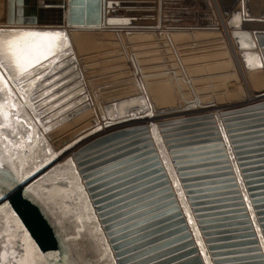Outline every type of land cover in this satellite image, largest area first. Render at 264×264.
<instances>
[{
  "label": "water",
  "instance_id": "obj_1",
  "mask_svg": "<svg viewBox=\"0 0 264 264\" xmlns=\"http://www.w3.org/2000/svg\"><path fill=\"white\" fill-rule=\"evenodd\" d=\"M218 2L251 90L255 97L264 95V0ZM36 3L6 0L5 24L40 32L63 27L69 34L75 28L120 32L123 44L131 35H147L149 40L139 41L154 48L162 42L156 43V36L124 32L183 29L187 33L181 36L192 37L194 44L203 31L220 34L210 0H67L64 20L52 23L42 21L45 16L34 9L41 2ZM178 63L160 58L153 67L142 66L151 73ZM145 80L131 68L128 93L107 97L106 86L97 93L90 87L103 124L95 119L88 133L97 135L61 163L63 151L54 150L48 131L42 137L44 125L28 111L29 98L18 93L17 121L7 134L24 138L18 159L4 148L0 257L10 264H18L24 253L35 264H264V101L187 115L238 102L245 92L240 86L235 98L215 100L211 82L203 90L209 103L202 104L199 92L179 101L171 86L173 100L160 104ZM133 99L143 108L115 118L104 113ZM3 120L0 116V124Z\"/></svg>",
  "mask_w": 264,
  "mask_h": 264
},
{
  "label": "rangeland",
  "instance_id": "obj_2",
  "mask_svg": "<svg viewBox=\"0 0 264 264\" xmlns=\"http://www.w3.org/2000/svg\"><path fill=\"white\" fill-rule=\"evenodd\" d=\"M210 2L218 20L219 36L212 37L209 34H205L203 31L202 34H197L196 38L199 40L197 44H194L191 41L192 37L187 36L183 42H177L178 48L175 51L163 44H160L159 48H154L153 45L143 44L139 41L149 40L150 37L148 36H144L137 40L129 38L127 43L123 44L119 41L117 42L116 39H118V37H114L113 34L98 31L81 33L84 35L75 34L74 37L78 49L73 46L71 37L69 40L64 34V40L58 47L56 54L48 57L47 59L41 60L40 63L45 67L33 64L31 67H28L26 71L21 72V70H19L13 62L6 58L4 61V67L11 76L10 78L13 79V83L8 80L7 76L2 71L4 69L3 67L0 74V112H5L3 115H0L1 118L4 119V123L0 124V138L3 140H0V142L7 145V150L10 149L14 151V155L18 159V155L21 150L19 145L22 143V138L24 137L21 135L22 133H20L16 139H11L7 134L8 128L12 129L14 125L13 121L17 119L15 118L13 112H16V108L13 106L16 105V100L18 101L19 99L18 93H21L24 98H29V103L34 105L38 119L44 125V129L42 127L40 128L43 138L46 131H48L49 134H52V131L56 129H58L57 131L60 130L57 133L63 132L66 128L69 130L72 126L70 123L71 118L75 119L81 115L89 114L88 117L85 118V125L87 122L89 123L91 116V119L95 120L96 118L94 117L97 115V111L95 110L96 112H94V115H92V112V114L88 113L89 110L95 109H93L95 98H93L94 96L91 94L89 88L91 87L92 89L94 88L97 90L101 87L104 89V86H106L105 96L107 97H112L113 95L119 96L124 93H128L131 84H129L127 79L129 77L131 67L126 54L134 49L141 50L138 51L140 53L142 52L140 54L142 63L148 64V66L152 64V67L155 66L154 64L158 63L160 58L165 59L167 64H176L179 58L181 60L189 59L190 61H187L186 63L192 64L195 59H203L205 57L203 59V63H209V66L207 67L208 70L212 69L215 72L214 76L211 77L213 89L215 90L214 95L216 94L214 96L215 100L235 98L239 95L238 93L241 92L239 88L240 85H242L245 92L244 94L247 96L245 101L243 100L237 105L229 104L226 108L229 109L254 103V100L251 101V99L254 98V93L251 90L250 84L248 83L246 85L248 82L247 73L240 69L238 52H236L229 39L224 23V17L219 6L220 4L218 3V0H210ZM1 10L2 0H0V12ZM56 30L62 34L68 33V28L66 27L56 28ZM49 31L53 32L55 29L53 28ZM10 33L14 32H0V40L14 39V37L8 35ZM101 36H104V38ZM120 37L124 36L121 35ZM224 44L232 46V51L239 65L237 66L236 64V70L238 72L237 76L231 75L228 77H216V72L217 70H221V67L217 64L219 62L216 63L214 60L218 59L219 61V58L222 57L221 55L220 57L219 54L217 55V53L219 51L218 47H221ZM53 62L55 63L53 64ZM51 67H55V71L51 72L49 75H45L46 72L51 71ZM37 77H42V79H37ZM234 77H238L239 83H237L238 81H236ZM160 84L163 83L151 84V86L153 85L151 88L153 92H151V89L150 92L151 94H154L156 102L162 104L172 101V92L167 90L164 84V88H162ZM205 85L209 86L211 83H205ZM200 86L205 88L203 85ZM221 92H224V95ZM135 106L138 107L139 104L137 100L133 99L122 102L119 107L110 106L106 111L112 112L115 107H118L115 111L116 114H129L131 112L130 109H133ZM223 106L225 107L226 105L212 106L203 109L204 111H199V109L193 110L192 114L195 112L215 113L216 111L222 110ZM140 107L143 108L142 106ZM143 110L145 111V109ZM143 122L146 121H136L135 123ZM114 127H116V125L110 127V129ZM74 129H76V127ZM110 129H106V131ZM70 134L71 132L67 133V135ZM25 138H27V136ZM59 141L61 142V140L56 142L60 143ZM47 145L50 146V144ZM65 154L67 156L69 155L67 152ZM15 156L13 158H15ZM65 156L62 155V160H59L60 163L64 162L67 158H64ZM35 162V159H29L28 164L32 166Z\"/></svg>",
  "mask_w": 264,
  "mask_h": 264
},
{
  "label": "bare ground",
  "instance_id": "obj_3",
  "mask_svg": "<svg viewBox=\"0 0 264 264\" xmlns=\"http://www.w3.org/2000/svg\"><path fill=\"white\" fill-rule=\"evenodd\" d=\"M62 1V2H61ZM40 2L41 3H39V4H42V3H45L46 5L44 6V5H39L38 4V6H36V7H34V9H35V12L37 11V13H42L45 17V19H42V21H49V22H51L52 20H54V21H56V20H58L57 18H53L52 16L51 17H49V13H51L52 15H54V16H56V17H60V19L59 20H62L63 18H65V16H66V9H67V0H40ZM37 3H38V0H37ZM36 3V4H37ZM59 3H63V9L60 11L58 8H57V6H55V5H57V4H59ZM219 3V2H218ZM52 4H55V5H52ZM40 6H43V7H40ZM220 6V5H219ZM32 11V10H31ZM5 13H6V0H2V10H1V12H0V32H8V31H10V32H14V33H19V32H40V30L41 29H39V28H19V27H8V25H6L5 23H6V16H5ZM58 13H60V16H58ZM48 15V16H47ZM64 20V19H63ZM56 22H58V21H56ZM52 23V22H51ZM63 23H65V21L63 22ZM52 26V25H51ZM45 30V32H48V31H46V29H44ZM131 30H147V29H130L129 31H126V32H124V33H126L127 35H130V31ZM153 30H155V29H153ZM53 32H55V31H53ZM88 32H97V30H86V29H79V28H75V29H72L71 30V32H70V34L69 33H63V34H65V36H67V38L70 40V37H71V41H73V46L76 48V49H78V47H77V44H76V40H75V37H74V35L75 34H78V35H84V34H81V33H88ZM101 32V31H100ZM90 34H92V33H90ZM112 34V33H111ZM87 35V34H86ZM113 35L115 36H117V37H120V32H113ZM101 37H103L104 38V36H101ZM235 49V48H234ZM78 52V51H77ZM237 52V51H236ZM79 54V53H78ZM131 55H127L128 56V58H129V60H130V64H132L131 65V68H132V70L133 71H135V72H137L138 74H141V78L143 77L144 79H146L149 75L147 74V73H145L144 74V72H143V70H142V68L136 63V60H135V56H134V54H132V53H130ZM240 63V69L244 72L245 70H244V68H243V66H242V64H241V62H239ZM4 67V66H3ZM1 68V70H2V67H0ZM4 70L6 71V69H5V67H4ZM3 71V70H2ZM5 71H3L4 73H5V75H6V72ZM172 75H173V79H174V81L176 82V84H177V86H178V91H179V98H181V99H179V101H185V100H190V99H192L193 98V96H195V94L197 95L198 93V91H196V88L195 87H197L196 86V84L194 85L193 83H192V81H191V79H189V78H183L182 80H184V82H185V84L187 85V89H188V93H189V95H190V97H188V98H186L185 97V95H184V92L183 91H181V89H180V85H179V78L177 77V74H176V72H175V70L173 69V70H171V71H169ZM246 72V71H245ZM8 73V72H7ZM9 74V73H8ZM7 76V75H6ZM10 76V75H9ZM11 77V76H10ZM7 78H8V80L11 82V83H13V79H10L8 76H7ZM236 78V77H235ZM144 81V80H143ZM145 83H146V81H145ZM195 86V87H194ZM33 89V88H32ZM102 88H99V90H97V91H100ZM96 91V90H95ZM93 93H94V91H93ZM97 93V92H96ZM95 94V93H94ZM19 95L20 96H22L21 95V93H19ZM202 95H204V93L203 92H199V94L197 95L198 97H199V99L201 100L200 101V103H205V104H207V103H209L208 101H206V100H204V99H202L201 97H202ZM28 96V95H27ZM243 96V95H242ZM241 96V97H242ZM246 98H247V96L246 95H244ZM26 98V97H25ZM245 98V99H246ZM254 98H256L255 97V95H254ZM254 98H252L251 99V101H253V99ZM245 99H243L244 101H245ZM259 99H261V97H259ZM243 100H240V101H238V102H230V103H226L225 105V107L223 106V109L222 110H219V111H217L218 113H220V112H222V111H224V110H228L226 107L230 104V105H237L238 103H240L241 101H243ZM254 100H257V99H254ZM96 101H98V100H96ZM182 103V102H181ZM184 104V103H183ZM182 104V105H183ZM243 106V105H242ZM30 108L32 109V112L35 114V116H37L38 117V115H37V112L35 111V107H34V105H31L30 104ZM95 108V110L97 111V115L94 117V118H96V120L97 119H99L100 117V112L97 110V108H98V106H97V104L95 103L94 105H93V109ZM235 108V107H234ZM206 109V108H205ZM229 109H233V108H229ZM117 109H116V107L114 108V110L113 111H116ZM197 110V109H196ZM203 109H201V110H199V111H202ZM80 111V110H79ZM92 111V115H94L95 113H94V111L93 110H91ZM204 111V110H203ZM104 113L108 116V118H115V117H113L114 115L116 116V117H119L118 115L119 114H116V113H112V112H105L104 111ZM200 113H206V112H199V113H193V114H200ZM189 114H192V112H189V113H187V115H189ZM87 115L88 114H84V115H81V116H79V117H77V118H69L70 119V123L72 124V126L70 127V129L69 130H67V128L63 131V132H61V133H57V132H59V131H57L58 129H56V130H53L52 131V140H53V142L55 143V146L57 147H54V150H56V151H63V153H62V155H66L65 153L67 152V154H69L68 156L69 157H73V154L76 152V150L80 147V146H82V144H84V143H86V142H88L89 140H91L93 137H95V135H97V133H94V134H92V133H88V132H90L94 127H93V123H94V120H92L91 118H92V116H91V118H90V122L87 124V125H85V118L87 117ZM159 119L160 120H165L166 118H165V115L164 116H159ZM241 123H244V122H241ZM70 124V125H71ZM103 124V122L102 121H100V119H99V125H102ZM139 124V123H138ZM52 126V125H51ZM76 127V129H74ZM51 128V127H50ZM245 127H243V128H239V129H244ZM73 129V130H72ZM50 130H52V129H50ZM100 130H102V131H104V127L102 126V128L100 129ZM72 131H74V132H72ZM71 132V134L70 135H67V133H70ZM243 133V132H242ZM58 140H61V142L60 143H57L56 141H58ZM74 140H76L72 145H71V143L74 141ZM74 146V147H73ZM58 147H59V149H58ZM62 155L58 158L59 160L62 158ZM67 155L64 157V158H66V157H68ZM62 160V159H61Z\"/></svg>",
  "mask_w": 264,
  "mask_h": 264
},
{
  "label": "crops",
  "instance_id": "obj_4",
  "mask_svg": "<svg viewBox=\"0 0 264 264\" xmlns=\"http://www.w3.org/2000/svg\"><path fill=\"white\" fill-rule=\"evenodd\" d=\"M49 14H50V17H51L52 14L51 13H49ZM149 30H151V31H149ZM144 31H147V32H144ZM136 32H138L140 34L141 33L142 34H151L149 36H152V35L156 36L158 38L156 40L157 41L156 43H158V41L160 40V41H162V43H160V44H164V45L166 44L169 47H171V49L174 48L175 46H177V42L178 43L179 42L180 43L183 42L186 37H183L181 35L187 33L183 29H181L180 32H172L171 30H162V29L161 30L147 29V30H131L130 34H134ZM182 32H184V33H182ZM120 36H121V34H120ZM144 36H147V35H140V36L131 35L130 38H134L135 40H137V39H141ZM114 37H117V36L115 35ZM116 41L117 42L118 41L121 42L122 41L121 37H118V39H116ZM224 45H225V47H223V46L218 47L219 51H218L217 55L219 54V56L220 55L222 56V57L220 56L221 57V58H219L220 60L219 61H218V59L214 60L216 63L219 62L217 64H219V66L221 67V70H217V72H216L217 76L216 77H218V76H227L228 77V76H231V75L237 76L238 72L236 70V64H237V66H239V65H238L237 60H236V58L234 56V53L232 51V46H229V45H226V44H224ZM131 53L134 54V56H135L134 58L136 60V63L143 70L142 60L140 59V55H139L141 53L136 51V50H133V51L131 50ZM203 59L202 58L195 59V61L192 64L186 63L187 61H190L189 59H187L185 61L180 59L178 61L179 63L177 64V66H175L177 68H175L174 70H175V72L177 74V77L179 78L180 89H181V91L184 92V95H185L186 98L190 97V95L188 93L187 85L185 84L184 80H182L183 78L191 79L192 83L194 85L196 84V86H197L196 87V91L199 90L198 92H204L203 90H205V89L207 90V87L211 86V85L207 86V85H205V83H211L212 82L211 81V77L214 76L215 72L212 69L208 70L207 67L209 66V63H207V64L205 63L204 64L203 63ZM201 64H203V65H201ZM160 66H163V65L160 64ZM163 67L160 70L156 71V72H151L150 71L151 73H147L149 76L145 80L146 81V85L150 84V82H149L150 78L156 79L158 77H161V79H159L157 81H164V82H155V83H163L165 85V87L167 88V90H170V92H172L171 95L174 94V92L172 90V87H174V89L178 92V95H179L178 86H177L176 82L173 79V75L169 72L171 70L163 69ZM144 70H143V72H144ZM247 81H248V79H247ZM248 83L249 82H247L246 85ZM143 84L145 85V83H143ZM163 84H160V86L162 88H164ZM200 85H203L205 88H202V86H200ZM152 86L150 84L149 85V89H151ZM240 86L242 87V85H240ZM97 90H99V89H97ZM242 90L244 91L243 87H242ZM151 92H153V90ZM152 96H153V98L156 101V98H155L153 93H152ZM201 98L205 100L206 97H205V95H202ZM165 103H168V102H165ZM138 104H139V106H142V104H140L139 102H138ZM117 108L118 107H116V109ZM134 108L130 109V111H133ZM91 112H92L91 110L88 111V113H91ZM112 113L114 114L116 112L112 111ZM88 115H87V117H88ZM89 122H90V120H89ZM87 123H86V125H87Z\"/></svg>",
  "mask_w": 264,
  "mask_h": 264
},
{
  "label": "snow or ice",
  "instance_id": "obj_5",
  "mask_svg": "<svg viewBox=\"0 0 264 264\" xmlns=\"http://www.w3.org/2000/svg\"><path fill=\"white\" fill-rule=\"evenodd\" d=\"M8 35L14 37V39L0 40V67L4 66V61L7 58L21 72L26 71L33 64L45 67L40 63L41 60L54 56L61 42L64 40V34L60 32H25L10 33ZM54 71L55 67H51V71L46 72L45 75H49ZM37 79H42V77H37ZM0 115H3V113L0 112ZM5 147L7 145L0 142V172L5 168ZM23 256L24 258L18 264H35L30 254L24 253ZM0 264H10V262L4 257H0Z\"/></svg>",
  "mask_w": 264,
  "mask_h": 264
},
{
  "label": "built area",
  "instance_id": "obj_6",
  "mask_svg": "<svg viewBox=\"0 0 264 264\" xmlns=\"http://www.w3.org/2000/svg\"><path fill=\"white\" fill-rule=\"evenodd\" d=\"M259 97H261V100H254V99H259ZM259 97L254 98V99H253L254 102L264 101V95H261V96H259Z\"/></svg>",
  "mask_w": 264,
  "mask_h": 264
},
{
  "label": "flooded vegetation",
  "instance_id": "obj_7",
  "mask_svg": "<svg viewBox=\"0 0 264 264\" xmlns=\"http://www.w3.org/2000/svg\"><path fill=\"white\" fill-rule=\"evenodd\" d=\"M5 72H6V71H5ZM6 75H7L8 77H10L9 74H8L7 72H6ZM10 79H11V78H10ZM28 111L32 114V111H30V110H28ZM4 112H5V111H4ZM4 112H3V113H4ZM33 115H35V114L33 113Z\"/></svg>",
  "mask_w": 264,
  "mask_h": 264
}]
</instances>
